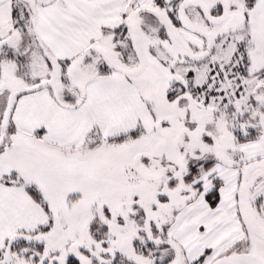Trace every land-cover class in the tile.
Masks as SVG:
<instances>
[{"label":"snow or ice","instance_id":"6c2138e0","mask_svg":"<svg viewBox=\"0 0 264 264\" xmlns=\"http://www.w3.org/2000/svg\"><path fill=\"white\" fill-rule=\"evenodd\" d=\"M0 264H264V0H0Z\"/></svg>","mask_w":264,"mask_h":264}]
</instances>
